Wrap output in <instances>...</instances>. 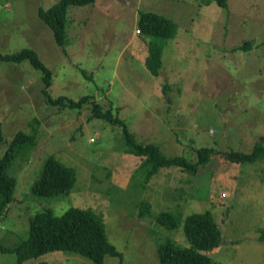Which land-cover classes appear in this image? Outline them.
I'll return each mask as SVG.
<instances>
[{"label": "rangeland", "instance_id": "1", "mask_svg": "<svg viewBox=\"0 0 264 264\" xmlns=\"http://www.w3.org/2000/svg\"><path fill=\"white\" fill-rule=\"evenodd\" d=\"M58 0H0V53L29 48L51 70L47 92L89 99L77 109L52 105L43 71L28 59H0V154L13 134L31 142L15 149L6 173L14 199L0 215V264H18L10 248L29 234L30 219L70 207L102 218L120 256L102 264H159L157 245L184 247L185 217L208 211L218 229L216 246L202 250L209 264H264V159L234 162L224 151L264 145V0H94L70 5L63 45L38 16ZM173 22L172 37L138 31L139 14ZM250 44L242 48L243 44ZM149 44L160 47L157 74L146 68ZM93 103L123 120L134 139L165 155L195 162L201 146L215 152L195 173L164 165L147 179L149 164L127 150L119 124L97 118ZM52 156L71 167L67 194L33 193ZM159 212L178 218L174 227ZM22 264H97L82 254L56 250Z\"/></svg>", "mask_w": 264, "mask_h": 264}, {"label": "trees", "instance_id": "2", "mask_svg": "<svg viewBox=\"0 0 264 264\" xmlns=\"http://www.w3.org/2000/svg\"><path fill=\"white\" fill-rule=\"evenodd\" d=\"M94 0H58L47 10H39L38 16L48 25L54 34L58 45L65 43L64 33L66 13L70 5L83 6ZM225 6V0H216ZM138 31L159 38L172 37L173 22L167 18L152 12L139 14L137 21ZM250 44H243L242 48ZM160 47L149 44L144 63L146 68L157 74L161 65ZM0 59L18 62L28 59L30 63L43 71V93L46 101L52 105L77 109L89 99V95L82 96L78 100H72L64 96L51 98L47 87L51 83V70L37 57L36 53L24 48L10 54H1ZM93 112L97 118H103L112 124L122 127L126 138L127 150L135 155L144 157V163L149 164L144 180H147L160 166L179 165L191 173H195L200 163L208 160L209 155L215 151L207 146L197 149L198 160L192 162L181 155H165L154 144L138 143L134 139L123 120L115 116L108 108L102 110L99 104L93 103ZM32 138L22 131L15 132L6 149L0 154V215L14 199L15 180L6 173L7 165L12 158L15 149L31 142ZM1 123H0V143ZM224 155L234 162L254 161L258 157L264 159V145L256 144L249 152L227 150ZM74 171L71 167L49 156L43 164V169L32 185V191L38 196L52 197L67 194L74 181ZM156 221L165 227H174L178 218L170 212H159ZM184 234L189 242L188 246L181 247L170 240H163L157 245L159 264H209L208 256L202 250L216 246L219 241V232L208 211L192 213L185 217L183 224ZM264 239V234L260 237ZM7 249V247H0ZM16 251L18 264L23 261L38 257L39 255L56 250L82 254L97 264H102L105 255L120 256V251L110 242L105 234L104 223L101 217L95 215L89 209L70 207L60 215H54L50 210L36 213L30 219L28 236L17 246L10 248Z\"/></svg>", "mask_w": 264, "mask_h": 264}]
</instances>
